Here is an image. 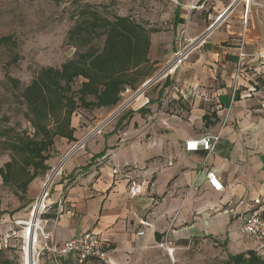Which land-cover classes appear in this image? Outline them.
<instances>
[{"label":"crops","instance_id":"1","mask_svg":"<svg viewBox=\"0 0 264 264\" xmlns=\"http://www.w3.org/2000/svg\"><path fill=\"white\" fill-rule=\"evenodd\" d=\"M176 3L174 29L184 28L187 42L206 34L191 53L196 54L175 74L144 86L177 48L173 38L163 49L149 35L145 64L155 51L165 59L156 62L154 72L138 86L133 75L134 86L125 85L116 104L91 109L109 119L90 138L82 136V141L89 139L63 163V175L46 205L48 227L57 241L94 231L111 244L104 264H191L189 255H174L175 249L187 250L198 232L225 240L229 247L241 237L239 219L229 212L248 210L262 194L264 0L249 5L245 0ZM142 84L138 94L143 101L134 98L119 108L124 92ZM130 104L135 107L102 131ZM206 135L220 137L211 154L185 150L186 141ZM73 136L77 141L81 137L76 129ZM62 140L67 143L56 147L57 156L46 163L50 168L72 151L71 142ZM209 169L221 177L223 192L207 184ZM134 185L141 191L135 197ZM214 211L218 215L212 217ZM177 241L181 246L176 247ZM164 246L174 251L160 255L158 248ZM247 252L229 255L228 264L230 256Z\"/></svg>","mask_w":264,"mask_h":264},{"label":"rangeland","instance_id":"2","mask_svg":"<svg viewBox=\"0 0 264 264\" xmlns=\"http://www.w3.org/2000/svg\"><path fill=\"white\" fill-rule=\"evenodd\" d=\"M176 1L180 2V0L173 2L170 0H0V38L11 37L15 43L13 47L0 48V264L4 261L23 264L26 222L31 220L33 207L39 201L46 182L66 157L64 156L58 163H54L56 159L50 161V164L55 165L47 173L40 170L38 177L27 188L24 187L25 181L34 174V169L28 167L29 157L19 147L27 140L34 141L41 138L40 134L34 136L35 130L32 125L34 116L23 96L26 88L40 77L42 70L60 69L64 64L88 51L89 47L102 51L106 39L103 33L96 35L86 46L72 44L68 39L70 30L82 22L80 9L84 5L91 6V10L97 11L109 20H113L114 17L132 19L145 28L151 38L158 39L163 49L169 38H173V46L176 42L177 48L189 45L186 30L181 27L179 31L174 29L175 11L178 7ZM155 50L156 48L152 51ZM171 54L165 59L162 54L152 52L150 64L143 65L132 74L138 80L135 86L154 72L153 66L156 62L165 59L166 65L173 57V53ZM195 54H191L184 63L189 62ZM165 65L151 80L157 77ZM148 80L150 78L146 79L145 84ZM84 81H86L84 78L77 79L72 85V90L76 93ZM143 84L136 91L128 89L130 90L128 94L125 91L124 95H126L122 96L118 107L131 102L142 90ZM133 107L135 106L132 104L125 107L102 131L110 127L111 123H117L121 115ZM63 117H65L63 111L50 113L48 119L42 123L50 131H54L58 121L62 123ZM108 119L109 116H102V111L78 108L72 116L71 125L81 137L78 141L68 143L69 148L72 147L70 150L83 142L81 139L84 134L88 137ZM95 125L98 126L94 127ZM53 142L49 151L51 158L57 156V146L61 148L63 143H67L59 137ZM63 171L62 165L47 188L48 197L46 195L45 206L49 202L51 188L62 177ZM7 173L9 176L7 175L6 179L4 175ZM227 208L229 207L225 206V209ZM217 215V211L211 213L212 217ZM47 228L49 230V227ZM191 239L187 250L182 247L175 249L174 252V255L178 252L180 255L184 253L189 255L191 264H228L229 255L249 250L255 251L264 259V241L258 243L241 235L228 247L224 244L225 240H217L205 232H198ZM175 243L176 247L181 246L178 241ZM39 245L40 239L35 250L37 264H51L47 255H42L41 259L37 258ZM167 248V246L158 248L160 255H168ZM172 250L170 252H173Z\"/></svg>","mask_w":264,"mask_h":264},{"label":"trees","instance_id":"3","mask_svg":"<svg viewBox=\"0 0 264 264\" xmlns=\"http://www.w3.org/2000/svg\"><path fill=\"white\" fill-rule=\"evenodd\" d=\"M90 7L82 6V22L70 30L68 39L72 44L86 46L96 35L103 33L106 39L102 51L89 47L88 51L60 69L42 70L40 77L34 80L23 94L34 116V136H41L40 140H27L19 147L29 157L28 167L34 169L32 177L25 181V188L38 177L40 170L47 173L51 169L46 163L51 158L49 151L56 137L66 138L69 142L76 141L73 136L75 129L71 125L74 112L78 108L92 109L102 107L106 103L116 104L123 87L134 86L136 79L132 74L135 70L148 63L151 44L150 34L145 28L128 17H114L109 20ZM14 44L11 37L0 38V48L13 47ZM79 78L86 81L75 93L72 85ZM58 111H63L65 117L62 123L58 121L54 131H50L42 121L47 120L50 113ZM7 175L8 173L4 175L6 179L9 176ZM229 262L264 264V259L255 251H248L245 254L230 256ZM3 264L13 263L4 261Z\"/></svg>","mask_w":264,"mask_h":264},{"label":"built area","instance_id":"4","mask_svg":"<svg viewBox=\"0 0 264 264\" xmlns=\"http://www.w3.org/2000/svg\"><path fill=\"white\" fill-rule=\"evenodd\" d=\"M248 5L251 0H245ZM224 13L217 17L216 23L220 21ZM248 19V12L245 21ZM214 27L211 26L210 30ZM205 36L194 39L189 42V45L182 47L179 46L173 55L172 59L165 65L156 78L150 80L151 84L160 79L168 78L184 64L192 52L199 47L205 39ZM245 54H241V59L245 58ZM147 84V83H146ZM150 84V85H151ZM149 85V86H150ZM145 86V85H144ZM220 137L214 135H206L198 139H191L186 141L185 150L187 152H204L211 154L214 151L216 144L219 142ZM205 179L210 188L215 192H223L224 185L221 177L216 170L209 169L205 172ZM262 194L251 201V207L246 211H232L230 215H234L240 222V234L243 237L256 241L258 243L264 241V181L261 183ZM140 188L133 186L131 189L132 196H137L140 193ZM46 192L44 201L46 199ZM38 204V202H37ZM32 218L36 214V208L33 207ZM47 214V206L38 211L36 220V248L38 240L40 239L39 252L37 258L41 259L42 255H47L52 264H104L108 253L111 250V244L105 241L101 236L94 231H85L68 241H57L53 231L48 230L50 220L45 217ZM31 228L27 229V236L30 234ZM138 235H144L140 232ZM35 248V250H36ZM170 252L171 249L167 248ZM35 253V252H34ZM171 253V252H170ZM36 258V256H35Z\"/></svg>","mask_w":264,"mask_h":264},{"label":"bare ground","instance_id":"5","mask_svg":"<svg viewBox=\"0 0 264 264\" xmlns=\"http://www.w3.org/2000/svg\"><path fill=\"white\" fill-rule=\"evenodd\" d=\"M237 6V5H236ZM232 13V12H231ZM230 13V14H231ZM229 16V15H228ZM225 17V16H224ZM225 19V18H224ZM208 33V32H207ZM136 99L137 103H140L143 101L142 98V94H138L134 97ZM132 99V98H131ZM130 99V100H131ZM96 129V128H95ZM82 141V140H81ZM61 164V163H60ZM61 170V165H59L55 171L53 172L52 176L49 178V180L46 182L45 186H44V190L43 193L41 195V197L39 198L38 204L36 203L35 206L37 205L36 208V214L35 216L32 218L31 220H29L28 222H26V231L24 233V246H23V264H37L36 258H35V248H36V226H37V220H36V216L38 211H40L41 209H43L45 201H44V197L46 194V190L49 187L52 179L54 178V176L57 175V173H59V171ZM48 179V178H47ZM48 197V196H47ZM46 197V198H47ZM38 198V197H37ZM34 206V207H35ZM31 228L30 230V234L27 236V229Z\"/></svg>","mask_w":264,"mask_h":264},{"label":"water","instance_id":"6","mask_svg":"<svg viewBox=\"0 0 264 264\" xmlns=\"http://www.w3.org/2000/svg\"><path fill=\"white\" fill-rule=\"evenodd\" d=\"M152 83V81L151 82H148L147 84H145V86H149L150 84ZM100 130V128H98L96 131H94L93 133H92V135L93 134H95L96 132H98ZM89 138H90V136H89ZM88 138V139H89ZM88 139H86V140H84L83 142H81L79 145H77L76 147H74V149L67 155V157L63 160V162H62V164H61V167H62V165H63V163L67 160V158L74 152V151H76L77 149H79L80 147H82L86 142H87V140Z\"/></svg>","mask_w":264,"mask_h":264}]
</instances>
